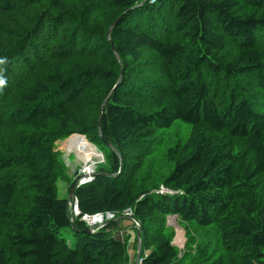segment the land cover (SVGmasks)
<instances>
[{"label":"trees","instance_id":"obj_1","mask_svg":"<svg viewBox=\"0 0 264 264\" xmlns=\"http://www.w3.org/2000/svg\"><path fill=\"white\" fill-rule=\"evenodd\" d=\"M142 1L0 0V264H128L122 219L140 226V264H182L189 253L165 232L168 215L208 231L192 254L205 256L199 264H264V0ZM175 120L189 135L167 153L161 185L148 187L150 158L126 157L146 159ZM71 135L109 165L74 189L81 216H117L92 233L79 217L72 224L71 183L56 196L55 145ZM18 190L29 191L28 213L8 209Z\"/></svg>","mask_w":264,"mask_h":264},{"label":"rangeland","instance_id":"obj_2","mask_svg":"<svg viewBox=\"0 0 264 264\" xmlns=\"http://www.w3.org/2000/svg\"><path fill=\"white\" fill-rule=\"evenodd\" d=\"M235 45L233 43L227 42L226 49L222 53V55L229 59L232 57V55L235 53ZM144 62L147 61L148 65L151 61H153V70H154V62L157 63L156 56L151 52H143L142 54ZM152 70V71H153ZM191 129V125L187 122H184L182 120H175L169 127L164 129H159L156 133L153 139L147 144V150L150 151V154H148V157L146 159L141 158V152L139 151L135 155H132L131 160L126 157L127 161L129 162V165L132 164V162H139L140 160L147 161L148 158L151 163L155 166V169L153 172H155L154 180L149 183L148 187H155L161 185V180L163 177V172L169 168V164L167 163V153L171 148L177 147V144H180L181 142L185 141V139L188 137L189 132ZM82 137V135H75ZM83 138V137H82ZM68 140V138H65L64 140H59L56 142V150L61 152L60 156V162L56 163V170L59 173V179L56 181V196L59 195L60 197L64 196L66 194V188L69 183H72L74 180V172L78 171L82 168L83 164L86 163L82 159H80L79 155L75 151H66L64 143ZM85 142L87 144H91L87 141L86 138H84ZM238 144H241V141H238ZM150 148V149H149ZM97 149V147H96ZM98 150V149H97ZM106 154H108V150L106 148H101ZM100 153L99 151H97ZM101 154V153H100ZM120 158V156H119ZM91 159H94L98 164L96 167L100 166L99 168H108L109 165L105 161L104 154L103 156L99 155V158L97 159V156L93 157ZM90 159V160H91ZM121 159V158H120ZM89 160V159H88ZM90 160L88 162H90ZM123 163V159H122ZM245 164L241 166V168H244ZM245 170V168H244ZM17 171V170H14ZM145 171V165L141 166L140 169L135 173L132 177L136 178V183L140 184L139 177L143 175ZM18 172V171H17ZM128 176V175H127ZM263 183L261 179H257L255 184ZM133 187H137L135 184H133ZM142 188H147V184L145 183ZM163 188V187H160ZM252 190H249L248 187L243 188V192L241 195H244L245 193L251 192ZM28 190H18L11 205L9 206V210H17L21 213H28L30 208V198L28 196ZM75 195H73L74 197ZM0 209H3L0 207ZM130 210H125L123 212L122 216H129ZM68 213L71 215V207L68 206ZM105 215V214H104ZM169 216V217H168ZM167 216V222H166V233H169L171 236L172 243L175 247H177L179 254H185L186 252L189 253V256H180L184 257L182 264H199V260L203 259L205 256H192L197 250V246L200 244H203L204 241L207 239L208 231L200 229L199 227H195L192 223L186 224V223H180L177 216L174 215H168ZM117 216L114 213L113 217L108 218L109 220L115 219ZM168 218H171L168 220ZM108 220V221H109ZM103 221V220H102ZM100 221V222H102ZM97 223V222H96ZM170 223V224H169ZM91 227V226H89ZM96 224L92 230H95ZM155 232L156 227H152ZM2 233H6V227L3 228ZM136 233V229L134 228L133 223L128 219H122L120 221V227L118 229V232L116 233L118 237L126 239L127 240V256L128 264H133L136 256V247H135V240L134 236ZM207 234V235H206ZM210 239H215L216 233L212 232L209 233ZM214 256H209V258H213ZM228 259L230 261V264H239V256H228Z\"/></svg>","mask_w":264,"mask_h":264},{"label":"built area","instance_id":"obj_3","mask_svg":"<svg viewBox=\"0 0 264 264\" xmlns=\"http://www.w3.org/2000/svg\"><path fill=\"white\" fill-rule=\"evenodd\" d=\"M97 164L98 163L96 161L86 162L83 164L82 168L78 170V178L79 179L77 181V184H78L77 186L85 184L87 182H90L93 179ZM69 206L71 207V215H70L71 217H78L79 216L80 220L85 222L86 226H92L93 225V228L96 224L95 229L101 227L104 222L109 220L108 218L114 216V213H111V212L96 213L93 215L83 214L81 216L79 213V210H78V201H77L76 196H74L71 199V201L69 202ZM100 221H102V222H100Z\"/></svg>","mask_w":264,"mask_h":264},{"label":"water","instance_id":"obj_4","mask_svg":"<svg viewBox=\"0 0 264 264\" xmlns=\"http://www.w3.org/2000/svg\"><path fill=\"white\" fill-rule=\"evenodd\" d=\"M144 1V0H143ZM143 1L141 2V3H143ZM115 22H116V20H115ZM115 22H113L112 24H111V26L109 27V30H108V32H107V39L110 41V43H111V48H112V51H113V53H114V55H115V57L118 59V53H117V51H116V49H115V47H114V44H113V42H112V40H110L111 38H110V32H111V29H112V27L115 25ZM123 69L121 68V71H120V76H119V79H118V82L114 85V87H113V89L111 90V91H114V89H115V87L117 86V84L120 82V80L122 79V75H123V71H122ZM110 93H112V92H110ZM110 93L106 96V98L104 99V101L102 102V104H101V110H102V108H103V106L105 105V103H106V101L110 98ZM101 110H100V113H99V116H98V122H97V129H98V133L100 134V119H101ZM105 143H106V145L112 150V152H115L118 156H120L119 155V153L117 152V150L114 148V146L112 145V144H110L108 141H105ZM74 180L72 181V183L70 184V190H69V193H68V195H67V199H68V203L71 201V199H72V197H73V195H74V189H75V187L78 185L77 184V181H78V171H75L74 172ZM174 216H176V215H174ZM169 217V216H168ZM74 219L75 218H72V224H74ZM168 220H169V218H168ZM135 222V225H136V248H137V253H136V256H135V260H134V264H140V260H139V252H140V248H141V241H140V235H141V229H140V226H139V224L136 222V221H134ZM170 224V223H169ZM94 230H92V227H87L86 228V231L85 232H87V233H92Z\"/></svg>","mask_w":264,"mask_h":264},{"label":"bare ground","instance_id":"obj_5","mask_svg":"<svg viewBox=\"0 0 264 264\" xmlns=\"http://www.w3.org/2000/svg\"><path fill=\"white\" fill-rule=\"evenodd\" d=\"M82 137L75 135H71L70 137H68V140L64 143L66 151H75L79 155L80 159L85 162H88L92 158V156H97V159L99 158V155L102 156V153L96 149L95 145L87 144L84 140L85 137ZM97 151H99L101 154ZM90 162H94V159H91ZM170 219L171 218H169V220ZM91 227L93 228V225Z\"/></svg>","mask_w":264,"mask_h":264},{"label":"clouds","instance_id":"obj_6","mask_svg":"<svg viewBox=\"0 0 264 264\" xmlns=\"http://www.w3.org/2000/svg\"><path fill=\"white\" fill-rule=\"evenodd\" d=\"M8 63L7 57H0V65H6ZM2 69H0V89H3L7 85V78L2 74ZM101 152V151H100ZM103 156V154H102ZM73 198V197H72ZM69 206V203H68ZM79 217V216H78ZM77 218V217H72ZM85 223V222H84ZM86 225V224H85ZM89 227V226H87ZM98 229V228H97Z\"/></svg>","mask_w":264,"mask_h":264}]
</instances>
